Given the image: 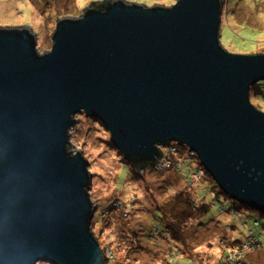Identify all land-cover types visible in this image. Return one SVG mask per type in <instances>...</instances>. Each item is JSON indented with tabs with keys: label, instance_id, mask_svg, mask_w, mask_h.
<instances>
[{
	"label": "water",
	"instance_id": "1",
	"mask_svg": "<svg viewBox=\"0 0 264 264\" xmlns=\"http://www.w3.org/2000/svg\"><path fill=\"white\" fill-rule=\"evenodd\" d=\"M103 1L61 16L46 52L32 28L0 27V264L106 263L89 162L69 151L81 113L135 166L187 146L264 214V112L251 100L264 53L222 45V0Z\"/></svg>",
	"mask_w": 264,
	"mask_h": 264
},
{
	"label": "rangeland",
	"instance_id": "2",
	"mask_svg": "<svg viewBox=\"0 0 264 264\" xmlns=\"http://www.w3.org/2000/svg\"><path fill=\"white\" fill-rule=\"evenodd\" d=\"M99 1L0 0V27L32 28L37 35L38 49L46 52L52 48V36L61 16L82 15L93 2ZM129 1H142L152 7L156 4L171 6L177 0ZM220 35L222 45L232 53H264V0H222ZM251 100L264 112V80L252 87ZM76 119L79 121L70 131V141L75 147L69 151L82 150L89 162L92 174L89 193L96 207L91 225L105 254V264H219L228 249L237 248L245 237L244 221L249 223L250 229L255 220H260L256 232L262 233L264 244V218L227 195H223L227 209L211 210L203 224L192 217L179 225L183 217H188L196 208L194 193L205 187L204 183L187 185L191 179L185 182L184 174L177 170L183 167L181 164L186 158L193 160L189 163L191 170L199 172L197 180H203L206 189L214 192L208 187L211 182L198 164L199 158L191 159L187 146L186 154L185 150L175 154L165 152L164 158L155 163V169H148L143 175L124 162L110 132L101 122L82 113ZM169 159L174 161L176 169L166 168ZM196 200L200 205L202 200ZM172 217L180 218L176 221L182 230L190 229L185 242L176 239L177 234L167 233L169 223L164 219L171 221ZM250 235L243 243L257 244L258 239ZM234 242L238 243L235 247ZM177 252L179 256L172 258ZM250 257L247 262L264 264V251L252 253Z\"/></svg>",
	"mask_w": 264,
	"mask_h": 264
},
{
	"label": "trees",
	"instance_id": "3",
	"mask_svg": "<svg viewBox=\"0 0 264 264\" xmlns=\"http://www.w3.org/2000/svg\"><path fill=\"white\" fill-rule=\"evenodd\" d=\"M107 0L103 1V3H105ZM39 2H42V0H39ZM100 2H93L88 8L94 6L95 4H99ZM87 9V8H86ZM259 94V91H257ZM169 147H176L178 148V150H185V154L187 153L188 149L185 148V146H182L179 143H170L168 145V150ZM162 153V152H161ZM191 155V159L192 158H197L198 155L197 154H193L194 151H190L189 152ZM188 153V158H190V155ZM163 155V153H162ZM199 158V157H198ZM189 162H193V160H187L181 164L183 165L182 168H179L177 170H179L180 172H182L185 178V182L187 181V179H191L190 181L187 182V185H193L194 183L201 185V183L205 184V187L202 186V190H198L196 191L195 196L196 198H198L201 201V204L199 205V203L197 202L196 198H195V206L196 208L194 209V211L192 210L191 214L188 217H183V220L179 222V225L183 224V223H187V220L189 218H195L199 224H203V220L206 216L209 215V213L211 212V210H215L218 211L220 210V212H222L224 209H227V202L224 199L223 195H227L225 191L222 190V188L219 186V184L212 178V176L207 172V170L202 166V163L200 161V159L198 160V164H200L201 168L207 172L208 175V181H210L211 183L208 185V187H212L214 189V192H210L206 189V183L203 180L198 181L196 178V175H199V172H196L195 170H191V164ZM172 168H170L171 170L176 169L177 167L175 166L174 161L172 160ZM131 164V163H130ZM132 165V164H131ZM133 169L138 173V172H142L143 175L145 174L146 171H148V169H155V163H147V164H143L140 166H135L132 165ZM179 173V172H178ZM196 182H193L192 180H194ZM189 187V186H188ZM228 196V195H227ZM190 198V197H189ZM249 209L253 210L252 208L248 207ZM255 212H258L256 210H253ZM259 215L261 217L264 218V214L261 212H258ZM236 215H238V213H236ZM174 216H178V215H174ZM164 219V218H163ZM175 219V220H174ZM176 220H180V218H176V217H172L171 221L169 219H164V221L166 223H169V227L168 229H166L167 233L171 232V233H175L177 234L175 236L176 239L181 240L183 242H185V239L187 238V234L190 232V229L188 228V231L185 229L182 230V228L180 226H178V222ZM158 225L160 224L159 222H157ZM248 224L246 221L243 222V226L246 229L245 231V237L240 241V244L237 246V248H232V249H228V251L226 252V254L223 256V258L221 259L219 264H254L251 261L247 262V259H251V254L252 253H260L261 251H264V244H263V235L262 233L256 232V229L260 227L261 222L260 220H255L254 222V227L248 229ZM160 226V225H159ZM187 226V225H186ZM251 231V235L249 234ZM179 233V234H178ZM181 234V235H180ZM252 236V237H256L258 239V243L255 244L252 241L247 242V243H243L245 238H247L248 236ZM175 239V240H176ZM235 243L233 244V247L236 246ZM178 253V252H177ZM175 253L172 258L174 257H178L179 253L177 254Z\"/></svg>",
	"mask_w": 264,
	"mask_h": 264
},
{
	"label": "built area",
	"instance_id": "4",
	"mask_svg": "<svg viewBox=\"0 0 264 264\" xmlns=\"http://www.w3.org/2000/svg\"><path fill=\"white\" fill-rule=\"evenodd\" d=\"M169 145V144H168ZM168 145H162L161 147H160V149L162 150V152H163V155H162V157H161V160H162V158H164V156H165V152H169V153H172L173 152V154H175V153H177V152H179V150H178V148H176V147H169V150L167 149L168 148ZM172 154V155H173ZM194 155L196 154L195 152L193 153ZM160 163H161V161H160ZM166 165H167V167L166 168H171L172 167V165H173V163H172V159H169L167 162H166Z\"/></svg>",
	"mask_w": 264,
	"mask_h": 264
},
{
	"label": "bare ground",
	"instance_id": "5",
	"mask_svg": "<svg viewBox=\"0 0 264 264\" xmlns=\"http://www.w3.org/2000/svg\"><path fill=\"white\" fill-rule=\"evenodd\" d=\"M119 152H120V150H119ZM120 154L123 156V154L121 152H120ZM123 160H124L125 163H130L124 156H123Z\"/></svg>",
	"mask_w": 264,
	"mask_h": 264
}]
</instances>
